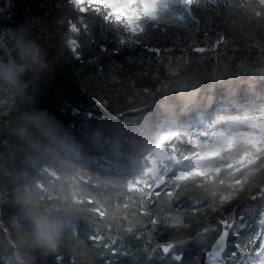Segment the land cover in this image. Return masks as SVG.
Instances as JSON below:
<instances>
[{
  "label": "trees",
  "instance_id": "1",
  "mask_svg": "<svg viewBox=\"0 0 264 264\" xmlns=\"http://www.w3.org/2000/svg\"><path fill=\"white\" fill-rule=\"evenodd\" d=\"M18 1L26 18V41H35L48 67L41 73L29 71L22 76L20 85L12 86L13 95L5 105L10 108V114L0 117V123L7 120L15 123L24 111L45 110L53 114L84 146L81 183L94 198L93 206L104 205L128 216L138 211L139 200L143 198L139 190L145 188L141 180L149 178L144 174L137 179L140 155L147 150L152 151L154 171L159 169L160 175L171 178L188 170L192 158L207 151L211 143L219 144L215 147L225 146L224 137L246 132L249 124L259 126L260 121L242 103H226L227 91L219 85L215 89L216 104L211 108L200 106L177 124H164L151 102L167 90L185 59L179 45L168 50L161 43L164 39L210 41L223 32L231 39L230 43L221 45L219 61L240 73L242 81L237 83L241 101L252 96L259 105L264 100V7L259 0H199L192 9L199 24L192 19L183 24L177 22L175 27L169 24L167 33L149 27L141 36L121 32L89 13L84 17L87 34L82 31L79 36V59L64 46V40L73 34L66 32L60 21L67 16L75 19L78 15L66 0ZM21 34L23 15L18 4L14 0H0V58H6V52L16 54ZM152 46H160V52L149 50ZM191 59L202 70L201 74L212 63L211 53L202 57L192 54ZM25 84L33 85L25 89L27 86L22 87ZM207 84L205 79V88ZM142 130H152L155 142L141 136ZM8 137L5 128L0 141ZM16 144L15 135H11L7 146L0 143V152L7 158L5 167L13 175L22 167L21 154L11 155ZM150 207L153 212L157 210L155 206ZM191 207L186 202L183 210L187 212ZM11 211L4 205L3 217ZM225 215L230 217V223L235 221L230 228L226 260L213 262L208 258L219 236V232H210L201 236L199 242L181 249L182 264H258L261 261L264 250L257 251L259 243L250 241L256 233H264V196L237 201L226 209ZM77 231L78 238L61 246L62 260L58 262L55 255L37 252L36 264H104L107 260L110 264H175L168 257L161 258L158 248L148 258L147 251L163 237L149 236L143 229L139 238L123 235L103 226L97 214L96 220L88 217L79 220ZM98 236L103 240L95 239ZM104 244H110V248L105 250ZM111 248L117 252L113 254ZM102 251L107 253L103 259L100 258Z\"/></svg>",
  "mask_w": 264,
  "mask_h": 264
},
{
  "label": "clouds",
  "instance_id": "2",
  "mask_svg": "<svg viewBox=\"0 0 264 264\" xmlns=\"http://www.w3.org/2000/svg\"><path fill=\"white\" fill-rule=\"evenodd\" d=\"M66 2L78 15L75 19L67 16L60 21L65 25V31L73 34L64 40V46L77 59L80 58L77 51L79 36L82 31L87 34L84 17L89 13L106 25L136 36L144 34L149 27L167 33L169 24L175 27L177 22L183 24L189 19L199 24V18L192 11L199 0ZM259 4L264 7V0H259ZM230 39L223 32L210 41L179 37L164 39L161 43L168 50L179 45L185 59L167 90L159 97H153L151 102L156 105L159 119L164 124H177L200 106L211 108L216 104L215 89L219 85L227 91L226 103H242L260 121L259 126L249 124L241 141L226 142L225 146L210 147L197 153L188 170L171 178L154 171L152 151H145L140 155L137 179L144 174L149 178L141 180L145 184V188L139 190L143 198L139 200L138 211H132L131 216L104 205L93 206L94 198L81 183L80 161L84 158V146L53 114L45 110L24 111L15 123L11 120L0 123V132L6 128L9 133V137L0 143L7 146L11 135H15L17 144L11 155L19 153L22 156V167L13 175L5 167V154L0 152V181H4L0 182V264H36L37 252L55 255L59 262L62 260L61 246L78 238V221L85 217L96 220L97 214L103 226L123 235L139 238L142 235L140 229H143L149 236H162L147 251L149 259L158 248L161 258L168 257L175 264H182L184 252L181 249L199 242L201 236L219 232L217 240L222 241L235 223L234 220L230 223L226 209L244 198L264 196V100L259 105L252 96L241 101L237 83L242 81L240 73L219 61L221 45L230 43ZM149 50L159 53L161 47L152 46ZM205 53H211L212 63L201 74L202 70L191 55L202 57ZM47 67L46 60L41 58L40 47L35 41H25L21 34L16 54L6 52V58H0V94H3L0 117L10 114V108L5 105L13 95L12 86L20 85L22 76L29 71L38 73ZM205 79L208 80L206 88ZM257 113H260L259 117ZM140 135L155 142L152 130H142ZM186 202L193 205L187 212L183 210ZM4 205L12 209L6 218L2 215ZM150 206L157 210L153 212ZM95 239L103 240V237ZM257 242V251L264 250V233H256L250 241L252 244ZM109 248L110 244H104L105 250ZM111 252L115 254L117 249L111 248ZM106 255L102 251L100 258ZM104 264H110L109 260ZM259 264H264V257Z\"/></svg>",
  "mask_w": 264,
  "mask_h": 264
},
{
  "label": "water",
  "instance_id": "3",
  "mask_svg": "<svg viewBox=\"0 0 264 264\" xmlns=\"http://www.w3.org/2000/svg\"><path fill=\"white\" fill-rule=\"evenodd\" d=\"M14 1L18 4L21 14L23 15V37L24 40L26 41V18H25L24 8L18 0H14ZM31 85L27 86L25 89L29 88ZM0 138H1V132H0ZM156 173L159 175V171H156ZM228 246H229V232H227V234L224 236L222 241L216 240V242L212 246L211 252L208 254V257L212 256L214 261L224 260L225 258L224 255L228 250Z\"/></svg>",
  "mask_w": 264,
  "mask_h": 264
},
{
  "label": "rangeland",
  "instance_id": "4",
  "mask_svg": "<svg viewBox=\"0 0 264 264\" xmlns=\"http://www.w3.org/2000/svg\"><path fill=\"white\" fill-rule=\"evenodd\" d=\"M245 134L246 133H242V134H239V135H237L235 137H231V138H225L224 137V140L222 142L225 145L226 142H232V141H236V140H243ZM211 144H212V147H215V146L219 145L217 142L211 143ZM164 157H165V155L163 156V159H164Z\"/></svg>",
  "mask_w": 264,
  "mask_h": 264
},
{
  "label": "bare ground",
  "instance_id": "5",
  "mask_svg": "<svg viewBox=\"0 0 264 264\" xmlns=\"http://www.w3.org/2000/svg\"><path fill=\"white\" fill-rule=\"evenodd\" d=\"M40 72V71H39ZM41 73V72H40Z\"/></svg>",
  "mask_w": 264,
  "mask_h": 264
}]
</instances>
